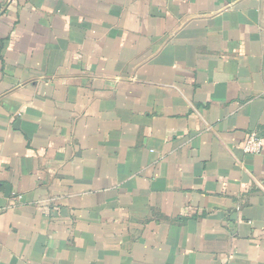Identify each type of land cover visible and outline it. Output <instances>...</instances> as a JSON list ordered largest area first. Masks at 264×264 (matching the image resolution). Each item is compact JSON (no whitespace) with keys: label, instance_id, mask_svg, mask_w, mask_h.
I'll return each mask as SVG.
<instances>
[{"label":"crops","instance_id":"crops-1","mask_svg":"<svg viewBox=\"0 0 264 264\" xmlns=\"http://www.w3.org/2000/svg\"><path fill=\"white\" fill-rule=\"evenodd\" d=\"M264 0H0V264H264Z\"/></svg>","mask_w":264,"mask_h":264},{"label":"built area","instance_id":"built-area-1","mask_svg":"<svg viewBox=\"0 0 264 264\" xmlns=\"http://www.w3.org/2000/svg\"><path fill=\"white\" fill-rule=\"evenodd\" d=\"M263 151L264 141L255 134H251L243 146V152L248 155H260Z\"/></svg>","mask_w":264,"mask_h":264}]
</instances>
